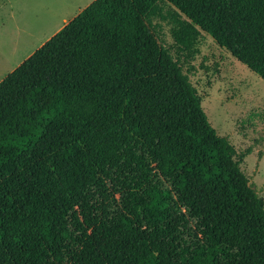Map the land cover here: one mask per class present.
<instances>
[{
	"label": "trees",
	"instance_id": "obj_1",
	"mask_svg": "<svg viewBox=\"0 0 264 264\" xmlns=\"http://www.w3.org/2000/svg\"><path fill=\"white\" fill-rule=\"evenodd\" d=\"M160 4L176 56L204 33L264 81V0L91 2L0 81V264H264V200Z\"/></svg>",
	"mask_w": 264,
	"mask_h": 264
},
{
	"label": "rangeland",
	"instance_id": "obj_2",
	"mask_svg": "<svg viewBox=\"0 0 264 264\" xmlns=\"http://www.w3.org/2000/svg\"><path fill=\"white\" fill-rule=\"evenodd\" d=\"M94 0H9L8 10L0 13V77L18 64L35 44L14 56L10 47L17 32L30 33L34 42L44 39L62 22ZM176 12L160 4L151 23L160 44L173 55L172 30L177 26ZM23 37V36H21ZM26 42L22 43V45ZM6 44V45H5ZM27 46V47H28ZM176 56V55H175ZM181 70L201 99V107L220 139L233 148V160L249 185L264 200V81L201 33L197 45L175 57ZM3 190L15 207L30 216L26 203L20 205V185Z\"/></svg>",
	"mask_w": 264,
	"mask_h": 264
},
{
	"label": "crops",
	"instance_id": "obj_3",
	"mask_svg": "<svg viewBox=\"0 0 264 264\" xmlns=\"http://www.w3.org/2000/svg\"><path fill=\"white\" fill-rule=\"evenodd\" d=\"M6 3H9V0H3L2 2H0V13H4V11L8 10L9 8V5H6ZM10 4V3H9ZM87 7V6H86ZM85 7V8H86ZM83 9L79 10L77 12V14H75L74 16L72 17H69L68 19L64 18L62 20V22L60 24H58L54 30L49 34V36H47L46 38H42V39H39V42L35 43L34 42V37L30 34V33H22L21 35V32H17V35H15L13 37V43L9 44V45H6L4 46L5 47V52L7 50V47H10L9 51L12 50V52L14 53L13 55L16 56L17 53L20 51V50H25V49H28L29 48V42L31 41L30 45L31 44H35V46L33 47V49L24 54V56L21 58V60H19L18 64L13 66L9 71H8V74H10L13 70H15L24 60H26L35 50H37L39 47H41L45 42H47L53 35H55L57 32H59L68 22H70L73 18H75ZM23 36V37H21ZM24 40H26V42L22 45V43L24 42ZM28 46V47H27ZM7 74V75H8ZM6 75V76H7ZM5 76V77H6ZM3 77H0V81H2L4 78Z\"/></svg>",
	"mask_w": 264,
	"mask_h": 264
}]
</instances>
